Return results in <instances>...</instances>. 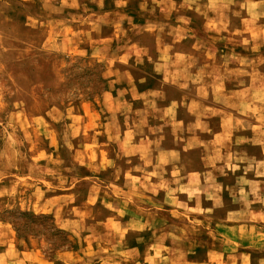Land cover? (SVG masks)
I'll list each match as a JSON object with an SVG mask.
<instances>
[{
	"label": "rangeland",
	"instance_id": "374dc122",
	"mask_svg": "<svg viewBox=\"0 0 264 264\" xmlns=\"http://www.w3.org/2000/svg\"><path fill=\"white\" fill-rule=\"evenodd\" d=\"M0 264H264V0H0Z\"/></svg>",
	"mask_w": 264,
	"mask_h": 264
}]
</instances>
